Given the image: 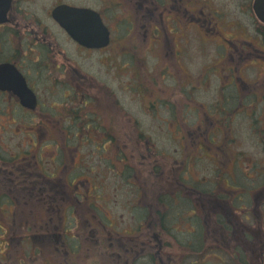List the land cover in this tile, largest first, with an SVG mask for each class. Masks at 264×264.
Segmentation results:
<instances>
[{"label":"flooded vegetation","instance_id":"flooded-vegetation-1","mask_svg":"<svg viewBox=\"0 0 264 264\" xmlns=\"http://www.w3.org/2000/svg\"><path fill=\"white\" fill-rule=\"evenodd\" d=\"M254 1L230 0L235 15L225 20L206 0H50L46 5L0 0V236L48 240L56 252L85 244L115 264H264V22ZM63 5L98 14L108 30L107 45L75 41L52 14ZM192 28L216 60L211 70L219 82L218 115L241 109L256 138L261 161L246 167L261 180L251 191L195 177L199 160L235 174L241 159L234 153L238 164L229 162L228 153L238 152L232 145L233 119L206 114L203 120L213 127L206 130L203 120L183 126L182 117L163 116L152 119L158 127L151 130L118 106L116 93L137 92L142 99L151 87L140 84L134 70L142 57L120 53L119 40L141 42L144 55L146 43L158 44L160 58L168 59L181 50L167 45L166 32L181 31L183 38ZM120 58L126 65H119ZM123 68L132 84L103 80L102 74L115 80ZM30 96L32 107L21 102ZM140 102L147 109L165 107L161 99ZM59 124L65 125L60 132H47V126ZM192 133L200 138L197 147L184 153L185 135ZM166 135L178 146L181 142L182 150L158 151L148 143ZM13 139L8 147L5 142ZM43 139L62 140L63 151L41 152ZM90 140L93 150L81 152ZM74 141L79 145L72 146ZM107 172L112 205L103 198ZM233 191L236 196L229 198Z\"/></svg>","mask_w":264,"mask_h":264},{"label":"rangeland","instance_id":"rangeland-1","mask_svg":"<svg viewBox=\"0 0 264 264\" xmlns=\"http://www.w3.org/2000/svg\"><path fill=\"white\" fill-rule=\"evenodd\" d=\"M49 1L50 0H35V4L46 5ZM74 1L79 3L86 2V0ZM206 1L208 2L206 3L208 7L218 11L221 16H224L225 20H231L233 15H235V8L232 7L230 0ZM201 6L203 5L199 2V8ZM204 12L206 14L205 9ZM244 19L248 20L249 18L245 17ZM250 20H253V18L251 17ZM173 23V21L167 22L169 29L173 27ZM120 30L124 31V29ZM196 30V28H192L188 30V32H184L185 35L182 36L183 38H181V31L175 32V30H169L171 32H166L164 38L166 39L167 45H169L173 51L181 50L179 55L174 52L168 59L165 57L160 58L158 44L152 42L146 43L149 48L146 49L144 55L143 48L142 50L138 49L142 44L141 42H132L129 39L122 40L127 37H122V39L119 40L120 53H126L130 58L142 57V59L135 61L134 70H136V76L138 77L140 84L151 86L148 95L144 96L142 99H140L139 93L137 92H134L133 94L126 92L116 93L120 99L119 102L121 103L118 106L121 107L123 111L128 112L134 119L141 122L142 126L147 124L151 130L157 129L158 126L152 124V119L156 117L162 118L163 116L166 118L182 117L185 121V123L182 124L183 126H194L196 120L201 122L203 118H207L206 114L213 118L220 116L218 115L219 110L215 109L217 108L216 99L220 95V93L215 92V86L218 85L219 82L214 75L215 73L211 70V65L215 63L216 60L208 54L212 49L210 48V45H207L206 39L203 35ZM154 35L157 37L159 35V30H156ZM165 39L163 40L165 41ZM188 39L189 42L186 44V40ZM163 40L159 41L163 42ZM159 41L157 39V41L155 40L154 42L159 43ZM172 46L175 49H173ZM161 52L163 53L162 49ZM126 63V60L119 59L120 66L126 65ZM250 73L253 77L254 71L252 70ZM144 74L146 75L145 77L143 76ZM108 75L102 74V78L107 81L109 85L114 86L117 84L120 87L133 83L130 80L131 73L125 68L118 69L117 75H114L116 78L115 80H112ZM254 80L256 79L253 78L251 81ZM195 86H197V89H194ZM158 99H161V101L165 103V107H161L157 110H154L152 106L147 109L146 106L140 102L147 100L151 101V104H153L156 103ZM80 100L84 99L80 98ZM195 102H197V104ZM208 106L211 107L208 108ZM251 110L252 109L246 110L247 114H250ZM223 111L225 112V110ZM253 111L255 112V110ZM252 115L253 114H251V116ZM220 117L233 119L230 123V127L232 128V134H234L235 141H232V145L238 152H229L228 157L229 162L234 159L236 164H238V160L233 155L234 153L239 154L238 157L241 159V164H238V167H236L235 174L229 176L226 173H223L222 169L217 170V168H211L208 164L210 162L199 160L196 167L195 177L199 182L203 181V179L208 181L209 179H213V182L215 183L227 181L229 186L233 184L238 187H245L251 191L252 186L261 180L257 176L255 169L252 170L251 168L246 167L247 165H249V167L252 165L256 167V164L254 163L261 161V152H256V138L252 135L250 127L247 126L246 116L242 114L241 109L236 111L234 115L231 113L230 116L224 114ZM98 119L108 120L109 118L103 116V118L100 119V116L98 115ZM203 121L206 124V120ZM64 126V124L49 125L47 126V132H60V129ZM166 126L168 128L170 127L167 124ZM211 128L213 127L210 125H204V129L206 130H210ZM200 131L204 132L202 130ZM224 136L229 138V131H227ZM24 138L23 141H21L23 148L28 149L29 147L26 145V140ZM17 139L6 141L5 143L8 147H12ZM185 139L184 153H190L197 147V143L194 141L196 139L199 140L200 138L192 133L185 135ZM56 143L58 146H56ZM71 143L72 146L79 145L78 141ZM92 143L93 140H90L88 143L82 144L81 152L92 151ZM148 143L153 144L154 148L158 151L163 150L172 152L175 148L182 150V143L180 142V146H178L176 141L167 135L166 139L153 140ZM62 144V140L56 142L54 139H43L40 141L41 152H52L58 147L63 151ZM197 154L198 153L195 151V156H197ZM247 177H251V179H247ZM102 180L104 186L112 185V178L108 172L103 173ZM111 189L112 188L109 186L103 187L104 199H110ZM236 194L237 192L233 191L228 197L231 198L232 196H236ZM103 202L104 204L109 205L107 204L109 203L108 201L103 200ZM110 205H112L111 199ZM231 205L235 206V204ZM261 207L260 211L264 212V202H262ZM262 228L264 229V222H262ZM73 241L74 239H70V245L73 244ZM67 243V249H69V241H67ZM78 245L83 246L80 239H78ZM63 251L60 250L56 252L48 240L47 242H42L40 238L36 239L33 237H27L25 241H21L19 240V236H13L10 238L0 236V264H115L114 260H110V257L106 256L101 251L86 249L85 244L80 250L78 246L76 251L70 249L66 251L64 247Z\"/></svg>","mask_w":264,"mask_h":264},{"label":"water","instance_id":"water-1","mask_svg":"<svg viewBox=\"0 0 264 264\" xmlns=\"http://www.w3.org/2000/svg\"><path fill=\"white\" fill-rule=\"evenodd\" d=\"M254 11L264 22V0L254 1ZM52 14L75 41L92 47L107 45L108 30L102 24L98 14L93 11L63 5L57 7ZM21 102L25 106L32 107L34 99L32 96L23 97Z\"/></svg>","mask_w":264,"mask_h":264}]
</instances>
